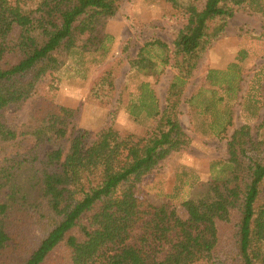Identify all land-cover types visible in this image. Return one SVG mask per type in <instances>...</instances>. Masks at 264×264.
I'll list each match as a JSON object with an SVG mask.
<instances>
[{
	"label": "trees",
	"instance_id": "16d2710c",
	"mask_svg": "<svg viewBox=\"0 0 264 264\" xmlns=\"http://www.w3.org/2000/svg\"><path fill=\"white\" fill-rule=\"evenodd\" d=\"M161 5L164 18L182 22L172 43L147 41L128 60L127 87L138 83L126 109L142 128L132 133L109 125L93 135L74 125L77 110L43 96L20 127H7L2 116L70 57L106 53L116 1L0 0V144L32 140L27 151L0 165V264H264V120L255 135L247 124L233 130L227 159L215 162V175L181 202L184 218L168 196L139 188L143 176L189 144L179 106L202 55L240 8L264 18V0ZM121 62L92 83L88 100L111 104ZM167 68L174 76L161 109L148 79ZM238 74L234 64L209 70L186 100L191 113L206 117L216 139L232 126ZM257 111L249 117L258 119Z\"/></svg>",
	"mask_w": 264,
	"mask_h": 264
},
{
	"label": "rangeland",
	"instance_id": "374dc122",
	"mask_svg": "<svg viewBox=\"0 0 264 264\" xmlns=\"http://www.w3.org/2000/svg\"><path fill=\"white\" fill-rule=\"evenodd\" d=\"M21 1L23 0H13L14 3ZM115 1L117 12L106 27V53L74 55L59 72L43 77L28 100L18 107L10 105L3 111L2 120L7 127L16 128L24 124L34 100L43 96L58 105L77 110L74 125L93 135L109 125L119 131H140L142 127L131 122L126 109L131 98L129 95H135L137 85L134 84L138 83L133 80L127 87L128 60L135 57L147 41L157 39L171 44L182 22L162 16L161 0ZM119 58L122 62L111 104L103 107L95 100H88L92 83ZM233 64L239 72V76L234 78L233 86L239 83L240 88L231 99L232 126L227 128L223 139H216L207 130L206 117L196 112L191 113L186 100L203 86L209 70L226 71ZM173 76L174 72L167 68L157 80L148 79L161 109ZM218 92L221 94L222 90ZM254 110H258V119L248 115ZM178 118L182 130L190 140L189 144L169 155L143 176L139 188L142 193L150 196H168L176 213L184 218L181 202L191 196L195 186L207 182L215 175V162L227 159L226 142L233 130L247 124L255 135L256 126L264 120V18L261 14L248 8H240L228 20L224 33L202 55L196 71L188 81ZM31 145L30 137L0 144V165L4 159L27 151ZM1 193L2 191L0 198ZM32 195L35 197L36 192L32 191ZM230 227L233 225L225 226L226 233L230 232ZM61 252L62 250H58V255Z\"/></svg>",
	"mask_w": 264,
	"mask_h": 264
}]
</instances>
